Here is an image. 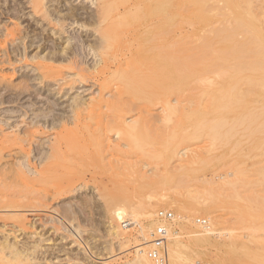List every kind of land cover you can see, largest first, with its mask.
<instances>
[{
  "label": "bare ground",
  "instance_id": "1",
  "mask_svg": "<svg viewBox=\"0 0 264 264\" xmlns=\"http://www.w3.org/2000/svg\"><path fill=\"white\" fill-rule=\"evenodd\" d=\"M86 1L3 0L4 5H0V264H46L49 261L48 257L51 253L48 247L44 246L46 249L42 250V243L49 239L45 237L44 240V234H40L43 238L36 240L37 237L32 238L31 233H36L37 235H35L39 237L37 231L42 227V230L53 229L56 234H60L62 230V232L66 231V235H70L68 233L69 229L62 226V218H60L59 215L61 207L57 208L56 203L59 204L57 200L64 198L67 194L72 192L77 181L80 179L84 181L87 176L94 177L98 174L109 173L128 166H133L134 160L131 159L132 157L130 158V154H127L129 157L125 155L128 150L124 153L122 148L123 146H125V148L134 146H132V143H134V138L132 137H135L136 133H140L144 129H152L153 132L154 130L156 132L158 128L160 132V129H169L168 127L171 126L170 129L174 131V134H172L173 136L178 129L180 133H183L181 134L182 138L184 136L182 139L184 143L187 137L193 138L195 136L197 139H202L199 135L203 134L205 130L211 131L212 134L207 132L209 136L214 135V133H222L219 132L221 127L223 128L222 123H227L230 119L232 120L229 121L228 127L223 132L228 130L230 123L231 127L232 125H236V123L238 124L240 121V126L243 127L242 122L249 118V116H247L248 118L245 117L246 114H251L254 109L249 111V113L247 111L243 116L239 115L245 118L242 121V118L240 119L238 116L240 120L237 119L236 121L238 122H235V124L233 121V115L235 113L230 114L235 111L229 110L224 116H219L222 109H225L227 106L233 107L232 102H239L240 99L244 100L243 98L247 95H254L264 99V84H261L263 83L264 77H262L263 79L261 78L262 80L260 79L262 82L258 80L259 78L257 79L258 81H253V83L259 82L262 85L257 84L261 87L258 86L257 88V86H255L253 89H251V86L250 89L246 86L253 85L251 81L253 77L256 76H253L252 80L250 79L251 81H248L247 79L249 78H246L244 81L247 80V83L250 82V84L248 83V85L246 83L247 85H243V89L241 88V90L245 89V91L238 90V88H240L239 86L235 88V85L239 82L238 80H242L244 75L241 76V78L239 76V79L237 78V83H235L236 81L234 80V83L232 81L227 83V81L226 84L219 82L217 79L220 76L226 77L225 74H227V70H224L225 67L234 69V71L237 69L238 71L239 67L241 68L242 65L243 69L249 65L251 68L248 66V70L250 68L252 72L254 69H257L256 71H258V69L260 71L264 70V15L261 14L262 10L264 14V9H262V7L264 8V4H258L261 0ZM222 2L224 5H221ZM260 6L262 10L259 9ZM25 8L30 10L25 12ZM177 14L181 17H178L180 20L177 18L178 22H187L185 25L187 24L189 27L183 35L179 36L175 32L177 29H174L176 26L174 18ZM5 17L13 18L14 22L12 26H9L5 20H3ZM1 23L4 27H1ZM199 27H201L203 32L198 31L201 30ZM92 36H94V39ZM240 56H243L242 59ZM237 58L240 59L237 60ZM90 60L91 62H89ZM239 60L240 63H245H241L240 65L238 62ZM237 62L240 66L237 65ZM236 66L239 67L237 68ZM176 70L178 72L175 73ZM239 70L242 72L241 69ZM248 70L246 69V71ZM181 71L182 73H180ZM16 73H18L17 76H15ZM177 73L178 75H176ZM237 73L240 75L239 72ZM18 77L19 80L15 82ZM244 77H246V75ZM247 77L250 76L247 75ZM90 80H92V83L96 82L99 84V89L96 92H91L92 94L88 97H71L68 94L69 90L76 87L75 83L83 84ZM242 83L244 84V82ZM222 88H224V90H222ZM174 93L180 94L177 96ZM43 95L45 97H43ZM66 95H68V99L61 100V97ZM173 95L177 97L173 99ZM241 102L242 101L239 103ZM158 103H161V105L159 106ZM226 103H229V105H225ZM255 103L257 102L255 101ZM258 103L260 102L258 101ZM156 104L159 109L161 107V112L159 111L161 115L157 112L159 117L154 115L156 116L155 119L152 111L156 110ZM262 105L263 104H261L260 108H264V105ZM102 107H107L110 110L112 109L109 118L107 117L108 115H104L107 114L104 113V110V114H99ZM195 107L196 110L192 111V108ZM234 107L235 108L231 109H236V106ZM254 108L258 110V107ZM134 111H136V114H132L131 116L129 113H135ZM254 111L252 113H254ZM155 112L154 114H156ZM263 113L262 111V114ZM258 114L260 116L257 117L253 114L254 119L249 120H253V122L257 121L256 119L262 116L261 113L255 115ZM126 115L131 117L128 118ZM14 116H16V118H12ZM97 117L100 118L98 119ZM94 118L98 119L97 122L100 126L97 130L95 126V131H91L89 130V122ZM231 121H233V124ZM261 121L264 122V119ZM261 121L259 124H262ZM93 122L95 124L96 121L93 120ZM245 122L247 124L243 129L247 128V126V129H249L253 122ZM255 123L256 122H254V124ZM94 124L92 123V126ZM101 125H105L104 127L106 128ZM70 126L73 127L70 128ZM256 127V131L250 128L253 134L259 133L264 129V127H260L258 124H256ZM233 128L232 126L231 129ZM259 128L261 130H259ZM113 129L115 130V132H113V136H116L115 138L107 135L109 133L111 134L110 131ZM233 130H235V128ZM229 131L231 132V130ZM244 131L246 132L247 130L245 129ZM244 131L242 136L245 135ZM105 132L108 133L106 134ZM143 132H141V135ZM159 132L158 135L160 134ZM228 132H226V136ZM230 132L229 135L232 134V137L235 136L234 132L231 134ZM249 132L246 133V135L249 134ZM147 133L146 135L151 137V135H149L150 131ZM41 134H48L46 136L47 139L44 141L38 140ZM253 134L251 133V135ZM176 135L179 134L177 133ZM220 135L218 138L215 135V139L216 141L220 139L219 142H222L221 138H226V136L220 138ZM153 136H155V134H153ZM161 136L162 138L164 137V135ZM161 136H158L159 139H161ZM173 136L171 138L167 136L168 140L163 138L166 141L162 139V143L166 142L164 146L168 143L166 148L163 147L166 150L163 149L165 151L164 154L168 151L166 157L168 160L164 162L162 168L158 166V169H163V171L181 170L183 172L187 171L189 166H191L193 170H198V168H194V164L201 163L206 159L207 156L205 153L194 150L187 151V149L184 150V148L183 152L174 151V146L169 145L176 139L174 138L173 140ZM242 136L240 135V137ZM72 137L73 140H75V138L77 141L79 140L78 144L74 145L73 141V145H70ZM154 138L155 137L152 139ZM230 138L227 137L226 139ZM136 139L135 147L141 148L142 150H140L143 152V148L140 147V144L137 146L138 143L136 144ZM152 139L150 138V142L149 139H146L149 145L150 143L160 145L154 142L155 139L151 142ZM197 139H195V141ZM200 139L197 141H200ZM226 139L224 143L227 141ZM188 140L190 139H187V142L194 141ZM245 140L247 141L248 139L246 138L242 142H245ZM122 141L123 143H121ZM237 142L235 144H237ZM159 143L161 142L159 141ZM175 144H177V142ZM240 144L238 146L236 145L237 148ZM146 145L149 146L148 143ZM213 145H211V147L216 146L215 144ZM155 147H151L152 150L148 147H144V151L147 149L146 156H150L148 153H151V151L160 153V151H158L159 149L156 150ZM211 147L207 149L208 152L213 151ZM258 148L261 147L259 146ZM229 149L234 150L232 147ZM240 149H242V147ZM140 150L139 152L137 150L138 154H140ZM133 153L134 152H132V154ZM144 153L146 154V152ZM159 155L162 154L156 155L157 159L159 158L160 160L161 157H159ZM257 155L256 153V156ZM262 155L263 153H261L260 156ZM154 156L155 153H153V157ZM252 156L255 158L254 155ZM216 157L218 156H212L211 158ZM221 157H223V155L220 156V158ZM208 159L209 157L207 160ZM233 160L234 158L231 159V162H233ZM260 161H262V159ZM174 162L178 164L173 165ZM229 162L227 166L230 167L229 164L231 163ZM234 162L236 161L234 160ZM241 163L243 164L244 162H240L239 166L235 164L240 171L235 170L237 171L235 172L232 170V173L229 170V172L232 173V178L238 174L239 176L241 175V180L245 181L243 177L247 175L245 174L247 173L245 172L247 169L242 170L240 167V165H242ZM260 163L264 164L263 162L252 164L253 168L255 167L257 169ZM85 165L87 166L86 168H84ZM225 165L226 164H224V166ZM80 166L84 169H82V171L80 170L77 175L76 168ZM188 170L191 171V168ZM260 170L262 172V168L259 169V171ZM72 171L76 173L74 172V174ZM241 171L245 173L240 174ZM131 172L133 173V171ZM137 172H139V170ZM229 172L227 171L228 174ZM261 172L259 173L261 174ZM184 174L186 175L185 172ZM184 174L179 175V180L177 182L180 186L183 181H185V179H181L184 177L182 176ZM225 175L223 176L224 178ZM118 176L119 175H117V177ZM259 176H263V174ZM144 177H146V175H144ZM247 177L251 178V174L250 176L247 175ZM257 177L256 179L258 180ZM222 180L220 179L223 185V187L221 185V191L230 189L233 193L232 189H234L235 183L237 185L235 188L240 187L237 184L238 178L234 183L231 178L223 180V182ZM263 180L258 181H261L264 189ZM167 181L169 180L167 179ZM216 181L217 180L213 183L215 184ZM258 181L255 180L253 182L259 184ZM110 182L109 184H111ZM209 182L207 183L209 184ZM253 182L250 184L253 185ZM184 184L186 185V183ZM240 184H242V182L239 183V185ZM250 184L249 186L247 185L248 190L249 187L251 188ZM178 185L176 186L178 187ZM243 185L245 186L246 184ZM254 185L257 184L255 183ZM254 185L252 187H254L255 190L251 188L254 190V193H250V195L253 193L251 196L256 195L258 192L257 189H260V191L262 189V187L258 188ZM214 187H216V189L218 188L217 186ZM203 188L204 187H202V189ZM209 188L208 186L207 189ZM175 189L173 190L175 191ZM207 189L206 194H201V192L198 194L197 192V194L189 197L190 202L210 208V204L214 202L216 196L211 193L213 188ZM247 189L244 190L247 192ZM164 190L166 189L164 188ZM244 190L242 189V192H240L242 193V197H244ZM237 191H235L236 194ZM216 192L220 194V192ZM259 192L257 194H259ZM263 192H260L261 197L264 194ZM232 193L231 196L233 195ZM236 194L235 198L238 196H236ZM181 196L182 198L179 199L181 203L180 209L187 212L188 210L186 211L185 209L186 201L183 198L184 196ZM231 196L229 195V197ZM245 196H247V198L250 197L249 194ZM148 197L150 198L140 206L139 204L136 205L132 201L127 200L116 205L114 209L111 210V220H108L109 224L107 225L108 227L106 226V234L112 240H117L120 244H122L124 240L127 245V243H130L128 238L129 230L134 228L135 225H138L139 228L137 230L138 238L136 237L133 241L134 245H131V248H133L132 257L129 260L125 259L126 263L123 261L124 264H199L200 262L198 259L195 260L188 256V251L193 249L197 250L198 248L200 250V247H204V245L207 246L208 244L217 245L220 252L221 249L227 252V250L237 242L236 236H234L235 232L233 235L231 233L233 229H229L231 232L227 229L225 231V227L221 230H217L215 222L217 223L219 216L212 215L209 209L206 212L205 218H193V214L185 216L180 213L173 214L171 211L165 209L158 210L155 213V204L166 203L168 207H173L174 204L176 206L177 200L170 197L168 198L166 195L164 196V194L159 197L156 196L157 198L151 197V195L147 196V198ZM254 197L256 198V196ZM261 197H258V200ZM250 198L251 201H255V198ZM252 198L254 200H252ZM263 199L264 198L257 201L259 202V206L262 204L263 201L261 202V200ZM241 200L243 199L241 198ZM243 202L245 201L243 200ZM247 202H249L248 199ZM257 202L255 201L254 203L257 204ZM235 203L237 202L234 201V204ZM127 205H129V209ZM237 205L234 206V208L236 207L235 209L239 208H237ZM241 205L243 206L244 204ZM263 207L264 206H261V209ZM234 208L232 209L235 210ZM42 212H49L50 216L47 217L46 215L39 214ZM64 212L71 213L73 210L64 209ZM159 212H170L171 215L169 218H160L158 216ZM229 212L230 210L228 213ZM228 213H226V215H228ZM154 214L156 215V221L154 222L155 227H152ZM248 214L249 212H247L246 215ZM253 214L252 216L250 215L251 218L254 216ZM233 215L236 214H231V216ZM261 215L263 214H260V216ZM222 216L221 218H223ZM250 216H248L249 219H251ZM257 216L255 215L254 217L257 218ZM225 217L228 218L229 216ZM142 218L149 224L144 225L141 222ZM169 221L170 223H168ZM250 222L248 221V223ZM262 222H264V220ZM262 222H259V226H264ZM118 223H120V225ZM185 223L189 224L188 228H184ZM242 223H244V221H242ZM252 224H255V222ZM257 226L258 225L255 227L254 225L253 228L252 225L244 227L252 231L250 234H247L249 240L246 241L248 242H242L245 251L240 255L230 257L228 260L230 264H264V235H262L263 233H256V231H264V229L258 226L260 229L258 230L256 229ZM37 227H39V229ZM159 227L164 228L166 232L164 263H159V261L152 259L148 255L149 249L153 247V233ZM76 230L78 235L81 236V229L77 226ZM22 233H30L31 237L27 236L28 238L26 240H22L19 238ZM239 237L241 238V236ZM214 238L218 239L213 241ZM81 244L83 245V243ZM84 244V249L89 251L90 254L95 253L93 249L94 246L91 245L89 239H85ZM112 245L109 243L106 247L104 246V253L106 255L112 254L114 250ZM240 250H244V248ZM109 257L111 256L109 255L105 258L109 259ZM102 263L105 264L106 262Z\"/></svg>",
  "mask_w": 264,
  "mask_h": 264
},
{
  "label": "rangeland",
  "instance_id": "2",
  "mask_svg": "<svg viewBox=\"0 0 264 264\" xmlns=\"http://www.w3.org/2000/svg\"><path fill=\"white\" fill-rule=\"evenodd\" d=\"M83 1V0H82ZM84 1H86V0H84ZM260 1V0H259ZM264 1V0H263ZM262 0L260 1V2H258V4L260 5V3L261 4H264V2H263ZM87 2V1H86ZM89 3V2H88ZM221 3V2H220ZM245 3V2H244ZM243 4V3H242ZM0 5L2 6V5H4V3H3V0H0ZM221 5H224V3L222 2V4ZM246 5V4H245ZM262 6V5H261ZM261 6H260V10H262V9H264L263 7H262V9H261ZM30 9H28V8H25V12H28ZM261 14L262 15H264L263 14V10H262V12H261ZM181 18L178 14L177 15H175V24H176V26L174 27V29H177L175 32H176V34L179 36V35H183L184 34V32L189 28L188 27V25L186 26L185 25V23H187V22H185V23H182V22H184V21H179L178 22V20H180L179 18ZM177 18H178V20H177ZM3 20H5V22L9 25V26H12L13 25V22H14V20H13V18L12 17H5ZM177 21V22H176ZM3 23V22H2ZM1 23V27L3 26V24ZM178 24V25H177ZM183 24V25H182ZM179 26H181V27H179ZM183 26H185V27H183ZM4 27V26H3ZM183 27V28H182ZM198 27V26H197ZM193 28V27H192ZM192 28H190V29H192ZM179 29H181V30H179ZM199 29H201V27H199ZM179 30V31H178ZM182 31V32H181ZM199 32L200 31H202V29L201 30H198ZM203 32V31H202ZM92 38L94 39V36H92ZM242 57L243 56H240V58L242 59ZM240 58H237V60L238 59H240ZM92 59V58H91ZM89 62H91V60L89 61ZM239 63H240V60L238 61ZM238 62H237V65H239L238 64ZM242 63V62H241ZM241 63H240V65H241ZM243 63H245V62H243ZM242 63V64H243ZM239 65V66H240ZM247 65V64H246ZM239 66H236L237 68L239 67ZM249 66V65H248ZM248 66H246L245 67V65H244V69L242 68L243 67V65L241 66V68L239 67V69H241V71L242 72H240V70L238 69V71H237V69H236V71L237 72H239V74L240 75H238V73L236 72V71H234V69H231V68H224V70H227V74H225V76L226 77H224V76H220V77H218L217 79H218V81L219 82H223V83H226L227 81V83H230L231 81L234 83L236 80H238L239 79V76H240V78H241V76H245L246 75V77H244L243 76V78H242V80L240 81V80H238V81H236L235 83H237L238 82V84L237 85H235L236 87L235 88H237L238 86L240 87V88H238V90L240 89V91H245V89L244 90H241V88L243 87V85H247L248 83L250 84V82H248L247 83V80L249 81L250 79L252 80V77L253 76H256V77H253V80L251 81V83L253 84V85H249V86H246V87H249V89H250V86H251V89H253V88H255V86H257V88H258V86H260L261 84H264V79L262 78V77H264V70L263 71H260L259 69H258V71H260V72H258V71H256L255 69H254V71H256V72H252L251 71V67L249 68V70L251 71H249L248 70ZM234 68V67H233ZM246 69L248 70V71H246ZM235 72V74H234V72ZM9 72V71H8ZM176 72H178L177 70L175 71V73ZM184 72V71H183ZM232 72H233V74H232ZM18 73H20V72H18ZM18 73H16V75L15 76H17V74ZM180 73H182V71L180 72ZM259 73H263V74H259ZM231 74V75H230ZM176 75H178V73L176 74ZM233 75V76H232ZM247 75H249L250 77H247ZM252 75V76H251ZM260 75H262V76H260ZM227 76H228V78H227ZM230 76H231V78H230ZM220 78V79H219ZM229 78H230V80H229ZM238 78V79H237ZM246 78H249V79H247L246 81H244ZM259 78V79H258ZM263 79V83H259V82H255V83H253V81L255 80H260V79ZM15 79V78H14ZM261 79V80H262ZM19 80V77L15 80V82L16 81H18ZM222 80V81H221ZM235 80V81H234ZM257 80V81H258ZM260 80V81H261ZM242 82H244V84L242 83ZM262 82V81H261ZM226 83V84H227ZM241 83H242V86H241ZM247 83V84H246ZM96 84V85H95ZM255 84V85H254ZM257 84H260V85H257ZM75 88H72L71 90H69L68 91V94L72 97H75V96H82V97H88L90 94H92L91 92H96L98 89H99V84L98 83H92V80H90V81H86V82H84L83 84L82 83H75ZM254 86V87H253ZM262 86V85H261ZM260 86V87H261ZM54 87V86H53ZM246 87H244V88H246ZM243 89V88H242ZM222 90H224V88H222ZM222 90H220V91H222ZM247 90V89H246ZM106 92H108L107 90H105ZM177 93V92H176ZM175 94V93H174ZM178 94H180V93H178ZM178 94H175V95H177L178 96ZM174 96V95H173ZM172 96V97H173ZM177 96H174L173 97V99H175ZM43 97H45L44 95H43ZM259 97H257V96H254V95H247L245 98H243L244 100H242V99H240V101H242L241 103H239V102H237V101H234V102H232V106L233 107H231V106H227L228 107V109H227V107L225 108V109H222V111H221V113H220V115L219 116H224L225 115V113L228 111L229 112V110L230 111H235V112H233V113H230V114H234L233 115V121H234V124H235V122H238V121H236L237 119H238V116L239 115H241V116H243V115H245L246 113H247V111H248V113H249V111H251L252 109H254V110H252V112L254 111V113H252L251 112V116L248 114H246V118H248L247 116H249V118L248 119H246L245 121H247V122H249L250 121V123L251 122H253V120L251 121V120H249V119H254V116H260L259 114L258 115H255V114H257V113H261L262 114V111L264 112V108H260V106H261V104H263L264 105V99H262V98H259ZM66 99H68V95H66V96H64V97H61V100H66ZM247 101H246V100ZM255 101L257 102V103H255ZM258 101L260 102V103H258ZM238 104H236V103ZM246 103V104H244V103ZM230 103V102H229ZM229 103H226L225 105H229ZM253 103V104H252ZM26 104H28V103H26ZM234 104V105H233ZM158 105L160 106L161 105V103L159 104L158 103ZM230 105H231V103H230ZM243 105V106H242ZM255 105V106H254ZM262 105V106H263ZM156 106H157V104H156ZM234 106H236V109H231V108H235ZM251 106H252V108H251ZM230 107V108H229ZM237 107H240V108H237ZM254 107H258L257 109L258 110H256ZM264 107V106H263ZM105 108V107H104ZM103 107H102V109H101V111H100V113L99 114H101V113H103V110H104V113H107V114H104V115H108L107 117L109 118V116L111 115V112H112V109L110 110V109H108L107 107L104 109ZM222 108H224V107H222ZM246 108V109H245ZM107 109V110H106ZM156 110V112L153 110L152 111V114H153V116L154 115H156L157 117H159V114H160V112H161V107H160V109H159V107L157 106L156 108H155ZM227 109V110H226ZM262 109V110H261ZM196 110V107L195 108H192V111H195ZM259 110H260V112H259ZM106 111H110L109 113L108 112H106ZM160 111V112H159ZM135 113H133V112H130L129 114H131V116H132V114H136V111H134ZM154 112L156 113V114H154ZM157 112L159 113V114H157ZM253 114H254V116H253ZM161 115V114H160ZM131 116H127L126 115V117H128V118H130ZM134 116V115H133ZM156 116H154V118L156 117ZM241 116H239L240 117V119L242 118V121H243V119L245 118H243V117H241ZM264 113L262 114V116L261 117H259L258 119H256L257 121H254V122H256L255 124H254V122L253 123H251L250 125V127H249V129H247L248 128V126H247V128H244L243 129V127L244 126H246V122L244 121V122H242V124H243V127L242 126H240L241 124H240V121L238 122V124L236 123V125H232L234 128H235V130H238V131H235V130H233V129H231L232 128V126L230 127V125H231V123H230V125H229V128H228V130L226 131V132H228L229 130H231V132H230V134L232 133V132H236V133H238V134H236L235 132H234V135L235 136H233L232 137V134L231 135H229V132L227 133L228 135L226 136L225 134H226V132H223V131H225L226 130V128L228 127V123H229V121L230 120H232V119H230L227 123H224L225 124V127H224V124L222 123V126H223V128L221 127V129L219 130V132H222V133H214L213 131V133H214V135H207V132L209 133V134H212L211 133V131H207V130H205V132L204 133H206V134H204L203 132V134H200L199 136L202 138V139H200V141H197V140H199V139H197V137L195 138V136L192 138L191 136V138H189V137H187L188 136V134H187V138H185L186 139V141H185V143H184V141L182 140L183 138H184V136H183V138H182V134L180 133V131H178L177 130V132H176V134L178 133L179 135H176V137H175V135L173 136L172 134H174V131L173 130H171L170 129V127H168L169 129H165V128H162V129H160V132L158 131L159 130V128L158 129H156V132H155V130H154V132H153V130L151 129V130H146V129H144L143 131H145V132H143V131H141V132H143L142 133V135H141V132L139 133H136L135 134V137H132V138H134V143H132V146L133 147H130V148H133V149H130V148H125V146H123V148H122V151H124V153H125V155H127V154H130V158L132 159V160H134V162H133V166H128V167H125V168H122V169H118V170H115V171H112V172H109V173H104V174H98L97 176L95 175L94 177H90V176H87L86 178H85V180L83 181V180H81L80 179V177H79V181H77V183H76V186H75V188H74V190L72 191V192H70L69 194H67L64 198H61V199H59V200H57L58 202H59V204L58 203H56V206H57V208H59V207H61L60 208V218H62L61 219V221H62V226H64L65 228H67V229H69V234L71 235H66L65 234V232L66 231H63L62 232V230H61V232H60V234H56L55 232H54V230L53 229H44V230H42V227H40L41 229H39V227H37L38 229H39V231H37V233H39V237L38 236H36L37 234L36 233H31V235H32V238H35V237H37V239L36 240H39L40 238H43V236H44V240H45V237H46V239H49V240H45V242L43 241V245H42V250H44V249H46L45 247H48L49 249V251H50V253H51V255L49 256L50 258H52V259H50L49 257H48V259H49V261L46 263V264H103L102 262H106L105 264H124V262L126 263V260H129L131 257H132V253H133V248H131L132 246L131 245H134V240L136 239V237L138 238V225H135L134 226V228H132V229H130L129 230V241H130V243L128 244L127 243V245H126V241H124L123 240V243L122 244H120L117 240H112L111 238H109V236H107V234H106V229H107V225L109 224L108 222V220H111V218H110V216H111V210H113L114 209V207L116 206V205H118V204H120V203H122V202H125V201H127V200H129V201H132L134 204H136V205H138L139 204V206L140 205H142L145 201H147V199H149L150 197H148L147 198V196H149V195H151V197H159L160 195L162 196L163 194H164V196L166 195V197H170V198H172V199H176L177 200V202H176V206H175V204H174V206L173 207H168V204H166V203H164V204H161V203H157V204H155V213L158 211V210H161V209H165V210H169V211H171L173 214H177V213H180V214H184V216L185 215H189V214H193V218H196V217H198V218H205L206 217V212H207V210L209 209V211H211V214L212 215H214V216H219V219L217 220V223L218 222H220V223H216L215 222V226H216V228H217V230H221L222 228H224L225 227V231H226V229L227 230H231V229H233V230H231V231H233V232H231L230 230V232L232 233V235L234 234V232H235V234H234V236H236L235 238H236V243H235V245H233V246H231V248H233V249H231V248H229V250H227V252H224V251H222V249H221V252H220V249L219 248H217V245H208L207 244V246L206 245H204V247H200V250H199V248L196 250V249H193V250H190V251H188V256H190V257H192L193 259H198V261L200 262L199 264H230L229 262H228V260L230 259V257H234V256H237V255H240V254H242L244 251H245V247H243V245H242V242L243 243H246V242H248V241H246V240H249V237L247 238V234H250L252 231H250V229L248 228L247 229V227L248 226H250V225H252V228H253V226L255 225V227H256V225H258L259 226V222L261 223L263 220H264V207L261 209V206H264V199L263 200H261V202H262V204H260V206H259V202H257V201H259L260 199H262V198H264L263 196H264V189H263V186H262V184H261V181L264 179V173H263V171H264V164H258V166H257V169L254 167L253 168V166H252V164L254 165V164H257L258 162H263L264 163V161H263V159H264V150H262V149H264V129H260L259 128V130H261L259 133H254L253 134V131L252 130H254L255 129V131L257 130L256 128V124H258V126L260 125V127H264V122H262L261 120L262 119H264ZM137 117V116H136ZM252 117V118H251ZM12 118H16V116H14V117H12ZM98 119L100 118V117H97ZM97 118H94L93 120L94 121H96L95 122V124H94V122H93V120H91L90 122H89V130H93V131H95V126H96V130L99 128V126L100 125H98V122H97ZM133 118H135V117H133ZM220 118V117H219ZM235 118V119H234ZM156 119V118H155ZM221 119V118H220ZM240 119H238V120H240ZM249 120V121H248ZM233 121H231L232 122V124H233ZM260 121L262 122V124H259L260 123ZM258 122V123H257ZM92 123L94 124L93 126H92ZM249 124V123H248ZM171 125V124H170ZM238 125V126H237ZM91 126H92V128H91ZM98 126V127H97ZM102 127H104L105 125H101ZM167 126H169V125H167ZM237 126V127H236ZM73 126H70V128H72ZM253 127V128H252ZM104 128H106V127H104ZM252 130H251V129ZM247 130L246 132L244 131V130ZM162 130V131H161ZM165 130V131H164ZM167 130H168V133H167ZM148 131H150V134L149 135H151V137H149V136H147L146 134H148L147 132ZM242 131V132H241ZM243 131H244V133H245V135L244 136H242V133H243ZM250 131V132H249ZM111 132V134L109 135V134H107L108 132H105L108 136H110V137H114L113 135H114V133L113 132H115V130L113 129L112 131H110ZM153 132V133H152ZM158 132L160 133L159 135H158ZM164 132V133H163ZM165 132H166V134H165ZM249 132V134H247L246 135V133H248ZM258 132V131H257ZM262 132V133H261ZM113 133V134H112ZM152 133V134H151ZM157 133V134H156ZM241 133V134H240ZM251 133L253 134V135H251ZM261 133V134H260ZM153 134H155V136H153ZM170 134H171V136H170ZM181 134V135H180ZM224 134V135H223ZM48 134H41V135H39V137H38V140H41V141H44V140H46L47 139V136ZM161 136V135H164V139H167V136L169 137V138H171L172 136H173V140H174V138H176L175 140H174V142H172L171 144H169L170 146L171 145H173L174 147H175V149H174V147H173V150L174 151H180V152H183L184 150H186L187 149V151L188 150H194V151H197V152H203V153H205V155L207 156L206 157V159H204L201 163L199 162V163H197V164H194L195 166H194V168H198V170H193L192 169V167L191 166H189V168H191V171L190 170H188L187 169V171H181V170H179V171H177V170H175V171H173V170H171V171H173V172H171V171H167V170H164L163 171V169H158V166H159V168H162V166H164L163 164H164V162H166L167 160H168V158H166L167 157V154H168V151L164 154V152L166 151L164 148H166V146L168 145V143L164 146V144L166 143V142H163L162 143V136L160 137L161 139H159V137L158 136ZM190 135V134H189ZM204 135H206V136H204ZM215 135H216V137L218 138L219 137V135H220V138L222 137V136H226V138L228 137V138H230V139H226L225 137H222L221 138V140H222V142L220 141L219 142V140L220 139H217V141H216V137H215ZM218 135V136H217ZM240 135L242 136V137H240ZM250 135V136H249ZM145 136V137H144ZM179 136H181V137H179ZM198 136V135H197ZM203 136V137H202ZM255 136V137H254ZM116 137V136H115ZM114 137V138H115ZM148 137V138H147ZM153 137H155L154 139H155V141L154 142H156V144H160V145H162V146H160V145H155V144H151L150 143V145H149V142H150V138L152 139ZM214 137V138H213ZM249 137V138H248ZM262 137H263V139H262ZM75 138V137H74ZM137 138V139H136ZM179 138H180V140H179ZM248 139L247 141L245 140V142H242V141H244V139ZM135 139L137 140V142H136V144L138 143V145L137 146H139V144H140V147H142L143 148V152L141 151L142 149L141 148H139V147H135ZM146 139H149V142L146 140ZM154 139H152L151 140V142L154 140ZM163 139V141H166V140H164ZM187 139H190V140H188V141H191V140H194L193 142L191 141V142H187ZM195 139H197L196 141H195ZM212 139H214V140H212ZM227 140V141H225V143H224V140ZM238 139V140H237ZM146 140V141H145ZM168 140V139H167ZM171 140V139H170ZM172 140V141H173ZM202 140V141H201ZM240 140V141H239ZM252 140V141H251ZM74 141V145H76V144H78V141H77V139L75 138V140H73V137H72V139H71V144L70 145H73V142ZM118 141V140H117ZM116 141V142H117ZM142 141H143V143H142ZM159 141L161 142V143H159ZM211 141H213V142H211ZM229 141V142H228ZM237 142V144H235L236 142ZM77 142V143H76ZM177 142V144H175ZM181 142H183V143H181ZM218 142H219V144H218ZM242 142V143H241ZM121 143H123V141L121 142ZM148 143V145L150 146H147L146 144ZM225 144V146H224V144ZM226 143H228V144H226ZM235 144V146H234V144ZM241 143V144H240ZM261 143H263V144H261ZM213 144H215L216 146L215 147H211V145H213ZM218 144V145H217ZM232 144H233V146H232ZM240 144V146L237 148V146ZM258 144V145H257ZM263 146H261V145ZM124 145V144H123ZM148 147L149 149H151L152 150V148H154L155 146V148H156V150H158V151H160V153H158L157 151H151V153H148V154H150V156H146L147 155V149H146V151H144V147ZM154 145V146H153ZM175 145H177V146H175ZM189 145V146H188ZM194 145V146H193ZM210 145V146H209ZM237 145V146H236ZM214 146V145H213ZM257 146V147H256ZM261 147V148H258V147ZM135 147V148H134ZM152 147V148H151ZM164 147V148H163ZM212 148L213 149V151H209L208 152V150L207 149H209V148ZM219 147H220V149H219ZM222 147V148H221ZM230 147H232L234 150H232V149H229ZM242 147V149H240ZM255 147V148H254ZM183 148H184V150H183ZM216 148V149H215ZM126 149V150H125ZM141 149V150H140ZM148 149V150H149ZM165 151H164V150ZM214 149H215V151H214ZM254 149V150H253ZM259 149V150H258ZM134 150V151H133ZM137 150H138V152H139V150H140V154H138V152H137ZM155 150V149H154ZM172 150V149H171ZM134 152L133 154H132V152ZM231 151H233V152H231ZM238 151V152H237ZM251 151V152H250ZM260 151H261V153H263V155L262 156H260L261 155V153H260ZM131 152V153H130ZM137 152V153H136ZM142 152V153H141ZM144 152H146V154L144 153ZM149 152H150V150H149ZM162 152V153H161ZM250 152V153H249ZM259 152V153H258ZM153 153H155V156L153 157ZM239 153V154H238ZM256 153L259 155V157H258V155L256 156ZM158 154H162V155H159V157H161L160 158V160H159V158L157 159V156H158ZM227 154H228V156H227ZM243 154H246V155H243ZM132 155V156H131ZM136 155V156H135ZM144 155V156H143ZM157 155V156H156ZM208 155H210V156H208ZM213 157H215V156H218V157H216V158H211L212 156ZM223 155V157H221L220 158V156H222ZM252 155H254L255 156V158H253V156ZM128 157H129V155H127ZM133 156H134V158H133ZM146 156V157H145ZM165 156V157H164ZM250 156H252V157H250ZM150 157H151V159H150ZM153 157V158H152ZM209 157V159L207 160V158ZM138 158V159H137ZM149 158V159H148ZM155 158V159H154ZM211 158V159H210ZM219 160H218V159ZM234 158V160L236 161V162H234V160H233V162H234V164H233V162H231V159H233ZM249 158H251V159H249ZM138 161H137V160ZM166 159V160H165ZM213 159V160H212ZM217 159V160H216ZM222 159V160H221ZM262 159V161H260ZM165 160V161H164ZM209 160H212V161H209ZM140 161V162H139ZM230 161V162H229ZM258 161V162H257ZM146 162V163H145ZM204 162H205V164H204ZM208 162V163H207ZM209 162H210V164H209ZM228 162L229 163H231V164H229L230 165V167L229 166H227V164H228ZM240 162H244L242 165H240V167L242 168V170H245V169H247V171H245V172H247V173H245V174H247V175H249L250 176V174H251V178L250 177H247V175L245 176V177H243V179H245V181L244 180H241L242 179V177H240L238 174H236V176H234V178H232L233 177V175H232V173H233V171H235V170H239L240 171V169H238L237 167H236V165L235 164H238V166H239V164H240ZM257 162V163H256ZM137 163V164H136ZM155 163V164H154ZM207 163V164H206ZM176 164H178L177 162L175 163L174 162V164L173 165H176ZM224 164H226L225 166H224ZM138 165V166H137ZM154 165H155V167H154ZM161 165V166H160ZM204 165V166H203ZM214 165V166H213ZM233 165V166H232ZM250 165V166H249ZM259 165H260V167H259ZM248 166V167H247ZM252 166V167H251ZM262 166V167H261ZM87 166L85 165L84 166V168H86ZM131 167V168H130ZM157 167V168H156ZM213 167H215V168H213ZM233 167H234V169H233ZM259 167V168H258ZM79 168V169H78ZM82 166H80V167H77L76 168V170H77V175L79 174L78 172H80V170L82 171V169H84ZM130 168V169H129ZM228 168V169H227ZM230 168H232V169H230ZM236 168V169H235ZM262 168V172H261V170L259 171V169H261ZM127 170V171H125V170ZM132 169V170H131ZM143 169V170H142ZM154 169V170H153ZM158 169V170H157ZM75 170V169H74ZM139 170V172H137ZM155 170H157V171H155ZM162 170V171H161ZM229 170H230V172H232V173H230L229 172ZM233 170V171H232ZM248 170H250V171H248ZM131 171H133V173L131 172ZM153 171V172H152ZM165 171H166V173H165ZM227 171L229 172V174L227 173ZM237 171H235V172H237ZM73 173L75 172V171H72ZM148 172V173H147ZM151 172V173H150ZM154 172H155V174H154ZM169 174H168V173ZM175 172V173H174ZM184 172L186 173V175L184 174ZM225 172V173H224ZM259 172H261V174L259 173ZM76 173V172H75ZM74 173V174H75ZM115 173V174H114ZM127 173H129V174H127ZM142 173V174H141ZM179 173V174H178ZM227 173V174H226ZM239 173V172H238ZM242 173V171L240 172V174ZM244 173H242V174H244ZM140 174H141V176H140ZM153 174V175H152ZM168 174V175H167ZM181 174H184V175H182V176H184L183 178H181V179H185V181H183V185L181 184V186L180 185H178V180H179V175H181ZM196 174V175H195ZM227 176H226V175ZM231 174V175H230ZM263 174V176H259V175H262ZM117 175H119L118 177H117ZM128 175H130V176H128ZM144 175H146V177H144ZM149 175H151V176H149ZM166 175V176H165ZM170 175V176H169ZM172 175V176H171ZM174 175V176H173ZM189 175V176H188ZM225 175V178L223 177ZM230 175V176H229ZM234 175H235V173H234ZM256 175V176H255ZM116 176V177H115ZM127 176V177H126ZM177 176V177H176ZM181 176V177H182ZM196 176V177H195ZM219 176V177H218ZM221 176V177H220ZM232 176V177H231ZM243 176V175H242ZM255 176V177H254ZM258 176V177H257ZM115 177V178H114ZM142 177V178H141ZM188 177V178H187ZM195 177V178H194ZM235 177H236V179H235ZM252 177H254V178H252ZM256 177L258 178V180H261L260 182L256 179ZM94 178H96V179H94ZM117 178V179H116ZM127 178V179H126ZM192 178H194V179H192ZM222 178H223V180H227L228 178H231L232 180H233V183H234V181L236 182V180H237V178L239 179V180H237V184H238V186H240V187H237V188H235L237 185H236V183L234 184V189H232V191H233V193L231 192V190L229 189H227L228 191H230V192H228L226 189H224V191H221L220 190V188H221V181H220V179L222 180ZM263 178V179H262ZM98 179V180H97ZM109 179V180H108ZM114 179V180H113ZM134 179V180H133ZM167 179L169 180V181H167ZM173 179V180H172ZM186 179H187V181H186ZM213 179H215V180H217L216 181V183L214 184L213 182L215 181V180H213ZM247 179H249V180H247ZM110 180H111V182H110ZM127 180V181H126ZM131 180V181H130ZM141 180V181H140ZM171 180V181H170ZM211 180H213L212 182H209V181H211ZM223 180H222V182H223ZM247 180V181H246ZM258 181L259 182V184L257 183V182H255L257 185H254L255 183L253 182V181ZM86 181V182H85ZM107 181H109L111 184H109V182H107ZM128 181H129V183H128ZM158 181V182H157ZM166 181V182H165ZM219 181V182H218ZM107 182V183H106ZM123 182H124V184H123ZM134 182V183H133ZM156 182V183H155ZM175 182V183H174ZM205 182V183H204ZM207 182H209V184L210 183H212V184H208ZM218 182V183H217ZM242 182V184H240L239 185V183H241ZM251 182H253L254 184V186H257L258 188H260V187H262V189H261V191H260V189H257L256 187V189L258 190V192L260 191V192H263L262 194H263V196L261 197V195H260V192H259V194H257L256 193V191H255V193H256V195H254V196H256V198L254 197V196H251L253 193H254V187H252L253 185H251L250 183ZM104 183H106V184H104ZM117 183H119V184H117ZM146 183V184H145ZM161 183V184H160ZM163 183V184H162ZM184 183H186V185L184 184ZM247 183H249L250 185H251V188H253V189H251L250 187H249V190L247 189V187L249 186V184H247ZM263 184H264V180H263V182H262ZM104 184V185H103ZM115 184H116V187H115ZM166 184H168V185H166ZM208 184V185H207ZM220 184V185H219ZM243 184H246L245 186L243 185ZM105 185H106V187H105ZM157 185V186H156ZM176 185H178V187L176 186ZM212 185V186H211ZM248 185V186H247ZM259 185V186H258ZM108 186H111V187H108ZM114 186V187H113ZM180 186V187H179ZM208 186L210 187L209 189H211V188H213V190L211 191V193L214 195V196H216L215 198H214V202L213 203H211L210 205V208H207L206 206H203V205H198V204H193L192 202H190V198L189 197H192L193 195H195V194H197V192H198V194H200V192H201V194H206V189L208 188ZM214 186H217L218 188L216 189V187H214ZM202 187H204L203 189H202ZM222 187H223V185H222ZM225 187V186H224ZM243 187H245V188H243ZM158 188V189H157ZM164 188L166 189V190H164ZM177 190H176V189ZM196 188V189H195ZM238 188H239V190H238ZM151 189V190H150ZM171 189V190H170ZM173 189H175V191L173 190ZM209 189H207V190H209ZM222 189V188H221ZM248 190L247 192L245 191H243L244 192V197H242L241 196V194L242 193H240V192H242L241 190ZM173 190V191H172ZM203 190V191H202ZM204 190H205V192H204ZM238 190V191H237ZM151 191V192H150ZM216 191H218V193L220 192V194H217V192ZM235 191H237V194H236V192ZM224 192V193H223ZM251 192H253L251 195H250V193ZM150 193V194H149ZM154 193V194H153ZM180 193V194H179ZM226 193V194H225ZM231 193L233 194L232 196H231ZM239 193V194H238ZM149 194V195H148ZM227 194H229L231 197H229V195H227ZM235 194H236V198H235ZM247 194H249V196L250 197H253V198H255V201L257 202V204H255L253 201H251L250 199V197H248L247 198V196H245V195H247ZM169 195V196H168ZM181 195H183L184 197V199H185V201H186V204H185V209H186V211L187 212H185V210L183 211V210H181L180 209V205H181V203L179 202V199L180 198H182V196ZM221 195V196H220ZM225 195V196H224ZM257 195H260V196H257ZM146 196V197H145ZM228 196V197H227ZM239 196H240V198H239ZM156 197V198H157ZM246 197V198H245ZM258 197H261L259 200H258ZM189 198V199H188ZM241 198L245 201V202H243V200H241ZM252 198V200H254ZM152 199H155V198H152ZM239 199V200H238ZM247 199H248V201L249 202H247ZM106 200V201H105ZM241 200V201H240ZM56 201V202H57ZM234 201L235 202H237V203H235L234 204ZM142 202V203H141ZM247 202V203H246ZM223 203V204H222ZM249 203V204H248ZM254 203V204H253ZM233 204V205H232ZM239 206H238V205ZM241 204H244V205H246V206H244V208H243V206L241 205ZM135 205V206H136ZM235 205H237V208L238 209H235L234 208V206ZM249 205V206H248ZM253 205H255V206H253ZM128 207V209H129V205H127ZM190 206V207H189ZM246 207H248V208H246ZM250 207V208H249ZM230 208V209H229ZM232 208H234L235 210H233ZM243 208V209H242ZM64 209H68V210H73V212H71V213H65L64 212ZM106 209V210H105ZM192 210V211H190V210ZM252 209H253V211H252ZM222 210V211H221ZM230 210V212L228 213V211ZM243 210H244V213H243ZM247 210V211H246ZM110 211V212H109ZM218 211V212H217ZM239 211H241V212H239ZM252 211V212H251ZM64 212V213H63ZM191 212V213H190ZM213 212V213H212ZM214 212H216V213H214ZM231 212H233L234 214H236V215H233V216H231V214H233V213H231ZM247 212H249V214L248 215H246L247 214ZM226 213H228V215H226ZM231 213V214H230ZM254 213V214H253ZM255 213H257L258 214V216H259V218H258V216H257V214H255ZM263 214V215H261L260 216V214ZM39 214H41V215H46L47 217H49L50 216V213L49 212H42V213H39ZM220 214V215H219ZM240 214V215H239ZM252 214L255 216H257V218L256 217H252L251 218V216H252ZM222 215H225V216H229L228 218H226L225 216H222ZM251 215V216H250ZM221 216L223 217V218H221ZM235 216V217H234ZM248 216H250V218L251 219H249V217ZM224 217H225V220H224ZM261 217V218H260ZM107 218V219H106ZM153 220H152V222H153V226L152 227H155L154 226V222L156 221V215L154 214V216H153ZM221 218V219H220ZM233 218V219H232ZM227 219V220H226ZM230 219H232V220H230ZM262 219V220H261ZM229 220V221H228ZM221 221H223V222H221ZM241 221V222H240ZM242 221H244V223H242ZM246 221V222H245ZM248 221L250 222V223H248ZM258 221V222H257ZM113 223H116L115 221H112ZM141 222L144 224V225H148L149 223L146 221V220H143V218H142V220H141ZM226 222V223H225ZM229 222V223H228ZM237 222H238V224H237ZM255 222V224H252V223H254ZM168 223H170V221L168 222ZM239 223H240V225H239ZM262 223H264V222H262ZM119 225H120V223H118ZM189 224H186L185 223V225H184V228H188L189 226H188ZM247 226L246 227V229L244 228L245 226ZM77 226L81 229V231H82V233H81V236L80 235H78V232H77V230H76V228H77ZM107 226V227H106ZM133 226V225H132ZM243 228H242V227ZM258 226H257V228L256 229H258V230H260L259 228H258ZM259 227H262V229H264V226L263 225H260ZM75 228V229H74ZM251 228V227H250ZM153 229V228H152ZM244 230V231H243ZM43 233H42V232ZM228 231V232H229ZM248 231V232H247ZM136 233V234H135ZM230 233V234H231ZM242 233V234H241ZM256 233L257 234H262V235H264V231L262 230H260V231H256ZM36 234V235H35ZM40 234H44L43 236L41 235L40 236ZM77 234V235H76ZM31 235H30V233H26V234H21L20 236H19V238L20 239H22V240H26L28 237L27 236H30L31 237ZM238 235V236H237ZM131 236V237H130ZM135 236V237H134ZM239 236H241V238L239 237ZM261 236V235H260ZM238 237V238H237ZM73 238V239H72ZM85 239L87 240V239H89L90 240V242H91V245H93L94 246V250H95V253H92V254H90V252L89 251H87L86 249H84V243H85ZM110 239H111V241H110ZM215 239L216 238H214L213 239V241H215ZM218 239V238H217ZM216 239V240H217ZM82 240V241H81ZM109 240V241H108ZM129 241H127V242H129ZM132 241V242H131ZM218 241H220V240H218ZM217 241V242H218ZM106 242H108V243H106ZM81 243H83V245L81 244ZM109 243H111V245L113 246V248H114V250H113V252H112V254H105L104 252H105V248H104V246L106 247ZM238 243V244H237ZM82 246H81V245ZM123 245V246H122ZM45 246V247H44ZM210 246V247H209ZM235 246V247H234ZM86 247V246H85ZM124 247V248H123ZM214 247V248H213ZM218 247H219V245H218ZM239 247V248H238ZM125 248H127V249H125ZM129 248V249H128ZM243 249L244 248V250H240V249ZM218 249V250H217ZM97 250V251H96ZM125 250V251H124ZM132 250V251H131ZM199 250V251H198ZM238 250V251H237ZM241 251V252H240ZM96 252H98V253H96ZM223 252V253H222ZM73 253V254H72ZM226 253H227V255H226ZM214 254V255H213ZM111 256V257H109V259L108 258H105V257H107V256ZM113 256H114V258H113ZM116 256V257H115ZM111 258V259H110ZM113 258V259H112ZM126 259V260H125ZM124 261V262H123Z\"/></svg>",
  "mask_w": 264,
  "mask_h": 264
},
{
  "label": "built area",
  "instance_id": "3",
  "mask_svg": "<svg viewBox=\"0 0 264 264\" xmlns=\"http://www.w3.org/2000/svg\"><path fill=\"white\" fill-rule=\"evenodd\" d=\"M170 212H159L158 216L160 218H169ZM166 240V232L165 229L159 227L153 233V247L149 249L148 255L152 259L159 261V263H164L165 259V248L164 243Z\"/></svg>",
  "mask_w": 264,
  "mask_h": 264
}]
</instances>
